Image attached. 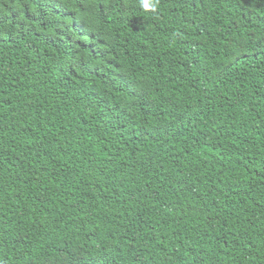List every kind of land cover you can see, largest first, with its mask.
Here are the masks:
<instances>
[{"label": "trees", "instance_id": "obj_1", "mask_svg": "<svg viewBox=\"0 0 264 264\" xmlns=\"http://www.w3.org/2000/svg\"><path fill=\"white\" fill-rule=\"evenodd\" d=\"M108 7L0 0V264H264V0Z\"/></svg>", "mask_w": 264, "mask_h": 264}, {"label": "snow or ice", "instance_id": "obj_2", "mask_svg": "<svg viewBox=\"0 0 264 264\" xmlns=\"http://www.w3.org/2000/svg\"><path fill=\"white\" fill-rule=\"evenodd\" d=\"M62 2H66V0H62ZM102 2L105 5L104 11L105 12H109L110 8L108 7V5H110L111 0H102ZM85 3L89 7H95V5L97 3V0H85ZM45 7L49 11H51L52 5L48 4V5H45ZM37 14H39V13H37ZM55 18L56 19H60L59 16H55ZM27 23L31 24L32 22L31 21H27ZM72 23H73V21L69 19L68 20V24L71 25ZM2 28H3V24H0V29H2ZM41 30H43V29H41ZM49 31H52V29H49ZM69 31H71V28H69ZM53 34L55 35V32H53ZM84 39H87V37H84ZM103 55L104 54L102 52H98L95 59H93L92 61L87 62L86 66L89 69V71H91L92 68H94L97 64H102L104 62L103 59H102Z\"/></svg>", "mask_w": 264, "mask_h": 264}, {"label": "clouds", "instance_id": "obj_3", "mask_svg": "<svg viewBox=\"0 0 264 264\" xmlns=\"http://www.w3.org/2000/svg\"><path fill=\"white\" fill-rule=\"evenodd\" d=\"M158 0H141V6L146 10H154Z\"/></svg>", "mask_w": 264, "mask_h": 264}]
</instances>
